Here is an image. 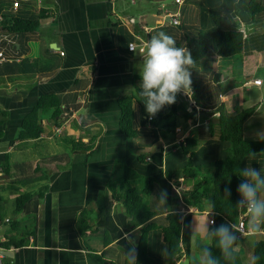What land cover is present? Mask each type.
Instances as JSON below:
<instances>
[{"label": "crops", "instance_id": "obj_1", "mask_svg": "<svg viewBox=\"0 0 264 264\" xmlns=\"http://www.w3.org/2000/svg\"><path fill=\"white\" fill-rule=\"evenodd\" d=\"M250 1L0 0V21L5 15L28 19L41 15L40 24L29 32H0V111L6 113L0 125V238H24L21 247L8 248L14 247V254L4 255L5 264H126L124 252L133 248L136 251L139 226L128 225L131 218L106 186L118 157L125 158L143 175L154 173L152 200L163 192L158 187L160 180L163 187L176 194L171 208L180 206L182 216L198 211L182 198L181 191L189 189L191 181L185 180L180 168L183 163L175 158L177 142L181 145L186 137H192L197 144L190 151L206 148L208 161L223 156L221 145L211 142L206 134V124L219 114L215 110L220 105L224 112L234 105H257L255 113L243 124V137L256 140L257 133L264 132V87L252 82L264 75V0H254L263 6L258 14L251 12ZM152 2L158 3L153 6L154 11L148 5ZM213 12L244 32V46L239 54L222 57L217 53L210 29ZM173 14H178L176 24ZM159 30L175 36L177 45L186 47L191 55L199 32L210 44L202 58H193L195 66L191 69L192 80H200L197 94L209 113L193 112V101L183 103L192 113L190 118L185 119L181 113L158 120L153 128L142 121L145 115L136 105L135 132L140 134L148 128L154 142L159 143L158 163L148 167L152 157L133 147L145 154L140 162L119 131L118 101L134 90V76L139 75L142 62L143 51H131L128 44H146ZM207 63L209 67L203 68L202 64ZM216 73H220V92L215 85ZM190 89L192 92V84ZM43 94H56L63 99L60 115L52 118L50 111L45 112L41 135L19 140L17 133L23 117ZM190 95L186 94L188 99ZM175 103L182 102L176 99ZM166 109L167 106L160 113ZM176 118L184 119L185 124ZM157 128L160 137L154 132ZM195 128H201L199 134L194 133ZM61 137L76 150L61 157L52 149L46 154L36 151L39 146L62 143ZM91 139V151L72 146V141L87 143ZM250 164L257 170L264 168V155L257 154ZM173 167L177 169L167 181L162 175ZM20 193L31 196L16 213L15 199ZM168 194L170 198L171 193ZM152 205L156 210V204ZM171 208L156 210L157 218H163ZM84 209L89 220L85 222L86 233L79 235L76 221ZM210 213V207L204 205L206 218ZM242 213L247 224V213ZM247 236L240 235L242 264H252L253 243L261 239ZM90 240L97 244L92 246ZM152 243L153 254L164 259L162 241L154 239ZM186 262L182 255L176 264Z\"/></svg>", "mask_w": 264, "mask_h": 264}, {"label": "trees", "instance_id": "obj_2", "mask_svg": "<svg viewBox=\"0 0 264 264\" xmlns=\"http://www.w3.org/2000/svg\"><path fill=\"white\" fill-rule=\"evenodd\" d=\"M249 7L253 14H258L263 11V6L254 0L250 1ZM40 18L41 15L34 19L15 18L11 15L2 16L0 32H29L40 24ZM210 29L211 36L216 41L217 53L220 56L230 57L242 51L244 46V32L231 23L223 22L220 13H212V26ZM193 42L195 46L192 49V57L200 59L205 55L210 44L201 32L198 33ZM215 75V85L220 92V73H216ZM139 82L140 76L135 75L134 90L121 96L118 101L120 108L118 128L128 141L130 152L136 155L140 162H143L145 154L136 151L131 142V138L136 135L134 128V119L136 116L135 106L138 105L139 111L145 115L142 121L149 122L153 128L160 119L174 118L181 113L185 119H188L192 113L187 111L183 103H179V105L174 103L167 106L165 113L159 112L157 116L149 118L145 112L143 102L139 100L136 94V87ZM262 82L264 87V75ZM200 84V82L192 80V92L190 96L195 105L198 107L202 106L200 107V112L209 113L207 110L208 107L200 102L199 94H197ZM24 85L26 86V84ZM62 100L56 94L40 95L33 108L23 117L17 138L19 140L38 138L43 132V115L49 111L52 118L60 115ZM262 104L264 109V96ZM195 105L192 104V110L193 112H198ZM223 109V105L217 107L215 112L219 114L209 119L206 124V134L211 142L221 145L224 155L208 161L207 163L210 169L204 172L198 169V164L189 159V161L185 159V162H182L183 164L180 167L185 180L191 181V187L181 191L183 201L186 205L195 206L198 210L196 212H189L182 216L180 206H177L171 208L163 218H157L159 212L146 206L145 201L147 197L154 194L156 178L151 175L141 174L135 168L128 165L123 157H118L114 160L106 186L111 191L112 198L122 204L124 214L131 217L128 225L132 227L139 226L138 243L135 251L137 264H176L182 255L187 259L186 264H199L202 250L205 247L211 251L212 256L217 260V264H227L216 239L199 240L192 229L198 222L202 223L205 220L206 215L203 214V209L204 205H208L215 220L214 225H209L210 228L227 224L235 230L234 227L239 222V207H237V202L240 199V194L237 188L243 179L238 173L244 167L252 166L249 158L250 153L264 155V142H260L257 139L248 140L243 137V124L247 118L255 113L257 105H234L229 112H224ZM5 114V112L0 111V125L3 122ZM196 144L197 139L186 137L181 142L176 153L180 156H186L190 152L189 157L193 158L197 153L206 152V148L190 151ZM72 146L73 148H82L91 151L93 140L91 139L87 143L81 140L72 141ZM176 169L173 167L172 170H167V173L162 175L163 178L169 181ZM227 189L231 190V196L226 194ZM43 190L45 191L46 187H43ZM39 195H43L42 190L39 192ZM30 196L31 193H20L16 197V213L21 211L23 204ZM243 210L245 209L243 208ZM88 220L87 210L84 209L79 213L76 221V230L79 235L86 233L84 227L87 228L85 222ZM90 231L92 232L91 229H89ZM154 239L162 241L166 249V257L164 259H159L157 257L158 255L153 254L152 250L155 245L152 241ZM23 243L24 238L16 240L6 236L5 241L1 243V247L4 249H8L10 246L19 248ZM253 261L254 264H264V238L258 239L253 243L252 264ZM236 264H242V251L240 249H238Z\"/></svg>", "mask_w": 264, "mask_h": 264}, {"label": "clouds", "instance_id": "obj_3", "mask_svg": "<svg viewBox=\"0 0 264 264\" xmlns=\"http://www.w3.org/2000/svg\"><path fill=\"white\" fill-rule=\"evenodd\" d=\"M194 66L190 51L178 46L176 37L168 32L159 30L146 42L139 66L140 82L136 94L150 118L174 104L178 93H191V69ZM257 140L264 142V132L257 133ZM249 158L256 159L257 155L250 153ZM238 175L243 179L237 188L240 194L237 207L246 210L247 235L251 238L264 236V168L257 170L246 166ZM226 194L231 196V190L227 189ZM154 200L158 205L166 206L167 193L161 192L159 198ZM210 224L214 225L215 220L206 218L202 223L198 222L192 231L199 240L215 238L227 264H236L240 234L230 225L221 224L210 228ZM124 253L127 264H137L134 248ZM199 264H217L207 247L202 250Z\"/></svg>", "mask_w": 264, "mask_h": 264}, {"label": "rangeland", "instance_id": "obj_4", "mask_svg": "<svg viewBox=\"0 0 264 264\" xmlns=\"http://www.w3.org/2000/svg\"><path fill=\"white\" fill-rule=\"evenodd\" d=\"M157 4L158 3H154V2L148 4L149 6L152 7L151 8V11H154L155 10V7H153V6H157ZM209 65L210 64H208V63L207 64H202V67L203 68L209 67ZM195 81L200 82V80L198 79V77H197V79H195ZM186 94L183 91L180 92V93H178L177 100L179 102L184 103V104L190 103L191 101H193L192 97L190 96V98L188 99L187 96H186ZM176 121L179 122V123H181L182 125L185 124V120L182 119V118H176ZM72 127H74V126H72ZM147 129L148 128H145L144 131H142L140 134H139V132L138 133L136 132V135L131 138V142H132V146L134 148L137 147L139 150H141L144 153L145 152L148 153L152 157V160L148 163L147 166L148 167H150V166L155 167L156 164L158 163V158H159V153H158V144L159 143L154 142L155 139L151 136L153 132L150 131V130H147ZM200 130H201V128H195L194 129V133L199 134ZM154 132L156 133L157 137H160L161 131L158 128L155 129ZM61 138H62V141H63V138L64 137H61ZM66 143H68V142H66V141L64 142L63 141L62 143H60V144H54L53 146L51 144H49L50 146L47 145L45 147L44 146L43 147L39 146V147H37L36 151L46 154V153H50L51 152V149H52V150H54V151H56L58 153V156L61 157L66 152L68 154H71L72 151H75L76 150V149L72 150L70 148L69 145L71 143H68L69 145L66 144ZM179 145L180 144L177 142L176 146L180 147ZM116 148H117V146H116ZM209 155L210 154L207 153V152L197 153V154H195V156L193 158H190L189 155H187V156H180V155L177 154V156H175V158L176 157H177L176 159L179 158V160L181 162H183V163L185 162V159L192 160L193 162H195L196 164L199 165V168L198 169L201 172H204L205 170L210 169V166L207 163L208 162L207 157ZM130 158H133V157L130 156ZM59 160H63V159H59ZM128 160H129V157H128ZM55 162H57V161H55ZM150 175L155 176L153 172H150ZM158 187L162 188L163 189V192H166L167 193L166 206L165 205H158L156 202H153L155 200H152L153 199V196L152 195L146 198V200H145L146 201V206L152 207L153 206L152 203H154V204H156V210H161L162 208H164V209L165 208H171L172 207V204L174 202V199L176 198V194L175 193H172V192H169L170 191V188L169 187H167V186L163 187V185L160 184V180L158 182ZM168 193H171V197L170 198H169V194ZM5 226H6V229L7 228L9 229V225L8 224L5 225ZM247 237H249V236H247ZM261 238H264V236H261ZM249 239H251V237H249ZM89 242H90V244L92 246L95 245V244H97V242L95 240H90Z\"/></svg>", "mask_w": 264, "mask_h": 264}, {"label": "built area", "instance_id": "obj_5", "mask_svg": "<svg viewBox=\"0 0 264 264\" xmlns=\"http://www.w3.org/2000/svg\"><path fill=\"white\" fill-rule=\"evenodd\" d=\"M175 1H176V2H180L181 0H175ZM17 4H18L17 1L13 3L14 6H17ZM172 21H173V23H175V24L178 23V14H177L176 16L173 14V16H172ZM144 45H145L144 42H142V43L130 42V43L128 44V49L131 50V51H133V50H139V51L142 52V51H143V48H144ZM1 56H3V53H2V52H0V57H1ZM252 82H253L254 84H257V85H262V84H263L261 78H254V79L252 80ZM192 104L195 105L194 102H193ZM195 107H196V109L198 110V112H200V107H198L197 105H195ZM238 210H239V216H240L241 220L238 222L237 225H235V230L237 231L238 235H239V234H240V235H242V234H247V231H246L247 224H246L245 221H244V216H245V215H244V213H242L243 208L239 207ZM245 212H246V210H245ZM209 219H210V220L213 219L212 213L209 214ZM4 241H5V239H4L3 237H1V238H0V264H5L4 259H3V258H4V254H3V252H4V248L1 247V243L4 242ZM11 249L13 250L14 247H11Z\"/></svg>", "mask_w": 264, "mask_h": 264}, {"label": "water", "instance_id": "obj_6", "mask_svg": "<svg viewBox=\"0 0 264 264\" xmlns=\"http://www.w3.org/2000/svg\"><path fill=\"white\" fill-rule=\"evenodd\" d=\"M83 151V150H82ZM131 218V217H130ZM28 242L26 241L25 244H27ZM4 255L6 256H10V255H13L14 254V251L12 249H4V252H3Z\"/></svg>", "mask_w": 264, "mask_h": 264}]
</instances>
